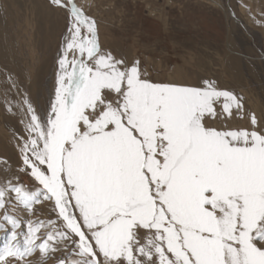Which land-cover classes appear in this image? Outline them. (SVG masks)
<instances>
[{"label": "snow or ice", "instance_id": "snow-or-ice-1", "mask_svg": "<svg viewBox=\"0 0 264 264\" xmlns=\"http://www.w3.org/2000/svg\"><path fill=\"white\" fill-rule=\"evenodd\" d=\"M49 6L67 13L64 49L48 106L17 105L0 264H264V117L214 80L152 79L102 49L75 0ZM42 202L48 218H29Z\"/></svg>", "mask_w": 264, "mask_h": 264}, {"label": "rangeland", "instance_id": "rangeland-1", "mask_svg": "<svg viewBox=\"0 0 264 264\" xmlns=\"http://www.w3.org/2000/svg\"><path fill=\"white\" fill-rule=\"evenodd\" d=\"M75 3L95 19L103 50L129 61L140 60L157 81L192 85L214 80L221 89L242 96L248 113L264 117V0ZM0 7V167L14 168L19 151L13 135L23 128L17 105L27 96L45 109L54 98L68 16L50 7L49 0H0ZM72 56L69 53V60ZM35 208L37 215L29 218H48V202ZM26 232L25 224L18 236L21 247ZM10 235V230L0 231V248ZM41 259L39 253L26 258L29 264H39Z\"/></svg>", "mask_w": 264, "mask_h": 264}, {"label": "bare ground", "instance_id": "bare-ground-1", "mask_svg": "<svg viewBox=\"0 0 264 264\" xmlns=\"http://www.w3.org/2000/svg\"><path fill=\"white\" fill-rule=\"evenodd\" d=\"M88 2V1H87ZM218 6H219V4H218ZM231 14H233V13H231ZM233 16V15H232ZM1 19H2V9H1V7H0V21H1ZM3 79V78H2Z\"/></svg>", "mask_w": 264, "mask_h": 264}]
</instances>
